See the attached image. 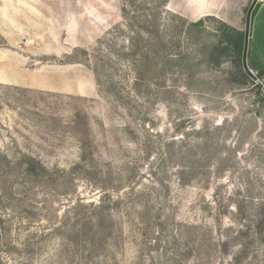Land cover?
Masks as SVG:
<instances>
[{
    "label": "rangeland",
    "instance_id": "1",
    "mask_svg": "<svg viewBox=\"0 0 264 264\" xmlns=\"http://www.w3.org/2000/svg\"><path fill=\"white\" fill-rule=\"evenodd\" d=\"M153 1L0 0V264H264V88L227 82L219 42L252 0H169L174 76L129 25ZM78 110L96 182L71 174ZM22 154L55 184L25 185Z\"/></svg>",
    "mask_w": 264,
    "mask_h": 264
},
{
    "label": "trees",
    "instance_id": "2",
    "mask_svg": "<svg viewBox=\"0 0 264 264\" xmlns=\"http://www.w3.org/2000/svg\"><path fill=\"white\" fill-rule=\"evenodd\" d=\"M169 0H154L152 5H144V2L136 6L137 13L131 15L129 19V25L135 33L137 41L148 40L153 49V58L159 59L165 66H168L171 72V76L180 74L182 69L180 68V58L178 53H174L171 48L173 43L166 39L162 31V13ZM258 3L255 5L251 20L256 12ZM176 14V13H175ZM176 16H178L176 14ZM181 23H184L182 17H177ZM219 42L227 45L229 49V57L231 63L234 65L236 71L233 73L230 71V75L227 76V82H236L238 86L244 88H255L261 93V88L264 86V69L255 73L259 82L252 80L243 70L241 64L242 48H243V30H235L232 26L225 22L219 23ZM172 43V44H171ZM175 56V57H173ZM174 60L173 64H170ZM179 58V59H177ZM74 129L78 135L80 142V160L73 165L71 174L82 175L86 180L96 182L97 170L93 165L92 151L90 149L91 143L89 134L87 133L85 115L81 111H76L74 115ZM0 164L4 167H11L10 162L5 159ZM13 167L17 169V173L21 176L25 185L34 186L39 185H54L57 176L53 171H49L38 159L27 154H22L15 162ZM70 174V176H71ZM71 179V177H70ZM21 203V202H20ZM110 197L104 195L100 198L99 204L96 205V209L100 210V215H96L94 225L99 226L102 224L103 211L109 206ZM81 206V205H80ZM2 219L0 218V223ZM257 232L260 236V240L264 242V204L260 205L257 214ZM1 234V233H0ZM1 236V235H0ZM226 250V249H225ZM247 251L245 247L235 255V260L245 258Z\"/></svg>",
    "mask_w": 264,
    "mask_h": 264
},
{
    "label": "crops",
    "instance_id": "3",
    "mask_svg": "<svg viewBox=\"0 0 264 264\" xmlns=\"http://www.w3.org/2000/svg\"><path fill=\"white\" fill-rule=\"evenodd\" d=\"M257 3L256 12L251 20L252 31L249 34L252 51L248 68L253 73L264 69V0H258Z\"/></svg>",
    "mask_w": 264,
    "mask_h": 264
},
{
    "label": "water",
    "instance_id": "4",
    "mask_svg": "<svg viewBox=\"0 0 264 264\" xmlns=\"http://www.w3.org/2000/svg\"><path fill=\"white\" fill-rule=\"evenodd\" d=\"M257 2L258 0H252L246 12L242 58H241L242 67H243L244 72L254 81H258V79L256 75L248 68L247 53H248V45H249L250 19H251L252 11L255 5L257 4Z\"/></svg>",
    "mask_w": 264,
    "mask_h": 264
}]
</instances>
